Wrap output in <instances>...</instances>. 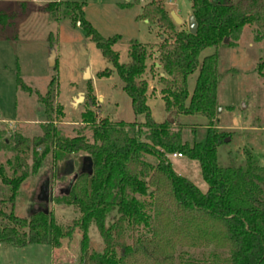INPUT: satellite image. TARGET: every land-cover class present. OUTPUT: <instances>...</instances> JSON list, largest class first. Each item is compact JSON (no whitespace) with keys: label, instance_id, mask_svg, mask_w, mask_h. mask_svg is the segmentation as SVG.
<instances>
[{"label":"rangeland","instance_id":"374dc122","mask_svg":"<svg viewBox=\"0 0 264 264\" xmlns=\"http://www.w3.org/2000/svg\"><path fill=\"white\" fill-rule=\"evenodd\" d=\"M53 1L56 0H0V166L9 177L16 171L27 176L15 199V214L28 217L34 210L47 209L58 221L72 224L80 213L75 207L60 202V198L65 190H71L73 180L83 172L86 154L78 152L70 160L56 159L52 147L44 153L47 145H35V138L43 133L44 108L35 92H26L18 85V75L42 94L46 93L53 76H58L56 104L62 106L63 114L56 117L55 125L64 136L91 137L92 124L82 118L89 107L97 114V120L107 118L113 122L124 120L141 124L145 116L134 113L116 71L110 76H99L101 71L113 69L112 63L103 57L79 23L64 16L62 6L48 9ZM77 1L85 3L86 18L103 36L121 35L114 45L120 62L130 61L131 41L150 46L151 54L142 77L148 82V104L157 122L169 121L173 131L182 128L185 139L191 142L193 127L202 133L212 123L217 131L229 133L230 138L218 147L220 164L243 165L245 152L250 151L259 164L264 165V70L260 73L257 69L264 61V34L257 25H245L235 44L208 47L200 54L202 60L217 52V110L215 120L210 121L203 114L173 115L166 110L158 51L167 34L157 22L139 18L143 6L151 0ZM233 1L244 12L252 8L264 10V0ZM164 2L169 13L175 11L183 19L182 24L176 23L178 29L188 30L192 0ZM88 67L90 77L85 78ZM197 75L198 70L188 77L189 91H193ZM88 82L95 105L90 99ZM79 94H83L84 100L76 102ZM146 133L142 128L138 138L145 140ZM19 136L26 138V142L19 143ZM148 160L154 161L152 157ZM170 160L177 173L191 179L203 192L208 190L197 160L184 155H171ZM36 161L40 162L37 168ZM149 189L148 195L136 196L152 204L148 210L151 226L139 229L137 235L142 237L139 245H134V236L126 231L121 242L135 250L124 255L123 248H117V256H123V264H222L223 255L214 257L213 243L205 231L189 224L171 207H157L150 197L154 187ZM8 193L9 187L0 180V198ZM112 222L113 218L109 217L106 225ZM88 235V254L103 252L105 242L94 223ZM81 239V230L74 227L72 235L63 238L57 248L47 243H28L20 247L0 243V264H81Z\"/></svg>","mask_w":264,"mask_h":264},{"label":"trees","instance_id":"16d2710c","mask_svg":"<svg viewBox=\"0 0 264 264\" xmlns=\"http://www.w3.org/2000/svg\"><path fill=\"white\" fill-rule=\"evenodd\" d=\"M84 2L56 0L48 9L64 8V16L79 23L113 65L99 73L100 77L118 74L123 90L129 95L136 115L144 114L145 120L126 122L97 120L90 107L82 114L83 121L92 124L91 137L77 134L61 135L55 119L63 114L56 104L59 79L54 75L45 94L33 90L18 75V85L26 92L36 93L43 105L45 122L42 135L35 145H47L53 149L56 159L70 160L72 155L84 152L91 160V172H82L73 180L71 190L60 202L75 207L80 213L72 224L58 221L54 214L39 209L28 217L14 213V205L26 174L16 171L12 177L0 166V180L9 187V193L0 198V243L24 246L28 243H47L57 248L61 240L70 237L74 227L82 232L81 264H123V256H117V248L123 254L132 253L134 247L122 243L127 230L134 236V245L142 243L137 233L142 227L150 228L148 212L152 204L140 200L136 194L148 195L157 207H171L173 212L203 229L213 243L214 257L223 255L222 264H264V165H260L250 151L245 152V163L236 165L218 161V147L229 135L217 131L212 123L198 133L193 127L192 142L185 139L182 128L173 131L169 121L157 122L148 104V82L142 76L150 56L149 45L137 40L129 46L130 61L120 62V54L114 45L121 35L103 36L86 18ZM254 8H257L254 6ZM192 14L198 27L195 34L178 29L164 0H151L143 6L139 18L157 22L167 34L158 51L164 76L160 80L165 87L162 99L166 110L173 115L203 114L215 120L218 88L217 52L200 60V54L208 47L235 44L245 25H257L264 34V10L244 12L233 0H192ZM264 70V61L258 64ZM198 70L193 91L188 89V77ZM90 99L95 96L88 82ZM147 130L146 139L138 138L140 130ZM19 143L26 138L19 136ZM181 153L200 163L208 190L203 192L191 179L177 173L170 156ZM152 157L154 161L148 160ZM40 166L36 161L35 168ZM109 217L112 224L106 225ZM94 223L104 239L103 252L88 254L89 228Z\"/></svg>","mask_w":264,"mask_h":264},{"label":"water","instance_id":"95a60500","mask_svg":"<svg viewBox=\"0 0 264 264\" xmlns=\"http://www.w3.org/2000/svg\"><path fill=\"white\" fill-rule=\"evenodd\" d=\"M170 15L173 19V21L177 24H182L183 23V19L175 12V11H171L170 12ZM188 25H189V31L193 34H195L197 32V27H198V24H197V21L195 19V16L193 14H191L189 17H188ZM50 62L51 64L54 63V55H52L50 57ZM162 76H164V73H162ZM84 77L85 78H89L90 77V72H89V67L85 70V73H84ZM84 100V96L83 94H79V97L75 98V101L76 102H80ZM230 140L229 137H226L224 139L225 142H228ZM85 167L87 168V170H85V167L83 169V172H91V160L89 158H85ZM45 192V190H44ZM47 192V190H46ZM150 192V189H148V193ZM65 193L68 194L69 193V189L65 190ZM39 210V209H37ZM37 210H34L33 212L37 211ZM47 210V209H45Z\"/></svg>","mask_w":264,"mask_h":264},{"label":"built area","instance_id":"2783aa9c","mask_svg":"<svg viewBox=\"0 0 264 264\" xmlns=\"http://www.w3.org/2000/svg\"><path fill=\"white\" fill-rule=\"evenodd\" d=\"M172 156H174V157H181L183 155L181 153H174V154H172Z\"/></svg>","mask_w":264,"mask_h":264},{"label":"crops","instance_id":"0c3cea01","mask_svg":"<svg viewBox=\"0 0 264 264\" xmlns=\"http://www.w3.org/2000/svg\"><path fill=\"white\" fill-rule=\"evenodd\" d=\"M146 21V20H145ZM192 91H190V93H191ZM150 96V94L148 93V97ZM157 96V95H156ZM181 157H183V156H181Z\"/></svg>","mask_w":264,"mask_h":264}]
</instances>
